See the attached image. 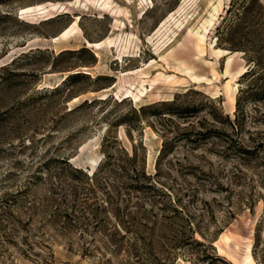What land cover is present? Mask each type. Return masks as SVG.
<instances>
[{
  "label": "rangeland",
  "instance_id": "1",
  "mask_svg": "<svg viewBox=\"0 0 264 264\" xmlns=\"http://www.w3.org/2000/svg\"><path fill=\"white\" fill-rule=\"evenodd\" d=\"M141 1L0 0V264H264V0Z\"/></svg>",
  "mask_w": 264,
  "mask_h": 264
},
{
  "label": "trees",
  "instance_id": "2",
  "mask_svg": "<svg viewBox=\"0 0 264 264\" xmlns=\"http://www.w3.org/2000/svg\"><path fill=\"white\" fill-rule=\"evenodd\" d=\"M255 69V63H253V67L251 69H249V71H247L245 73L246 74H251V73H255L254 71ZM244 76V75H243ZM161 106H163L164 108V111L162 113H159L160 115H169L171 117H175V118H178V119H187L189 117H184V115L188 114L190 111L192 112L193 109L189 107H185V108H181L178 104H176L174 101L171 103V104H165V103H162ZM162 108V107H161ZM226 121L228 123V126L229 127H232V129L234 128V122H231L228 117H226ZM213 121V124H221V121H218V119L216 118H213L212 119ZM223 124V123H222ZM201 137H208V136H212V135H215L216 137H219V136H224V137H229L226 133L224 132H220V131H217L215 129H209L206 133H200L199 134ZM228 142H230L228 145V148L230 147H235L236 150L238 151V153L240 154H243V153H247L246 150H244V148L242 147L241 143L237 142L235 139H232V138H228ZM233 143V144H232ZM235 143V144H234ZM162 152H163V148H162ZM161 152V153H162ZM161 153L159 155V157L161 156ZM75 172H76V169H75ZM136 174H139L142 178L146 179V176L144 175V173H136ZM97 174H93V176L91 177V180H93L95 177H96ZM133 189H135L136 191H140L139 187H134ZM135 204V203H134ZM134 207V205H132V208ZM136 210V209H135ZM118 213L120 212V209L118 208ZM141 211H136L134 214L137 216ZM130 214H132V212L130 211ZM132 221L135 223L136 219L135 217H132ZM135 226V225H133ZM182 244V243H180ZM184 244V243H183ZM189 245L191 244H196V245H202V243H198V242H195L194 240L191 241V243H188ZM142 243H139L138 240L134 241L132 243V247H133V250H134V256L136 257V263L139 262L140 260V255H139V251L141 250L142 248Z\"/></svg>",
  "mask_w": 264,
  "mask_h": 264
},
{
  "label": "bare ground",
  "instance_id": "3",
  "mask_svg": "<svg viewBox=\"0 0 264 264\" xmlns=\"http://www.w3.org/2000/svg\"><path fill=\"white\" fill-rule=\"evenodd\" d=\"M141 1V0H140ZM142 2V1H141ZM144 2V1H143ZM106 3V2H105ZM104 4V3H103ZM142 5V4H141ZM38 7V6H37ZM103 8V7H102ZM109 8L106 7V9ZM35 9V8H34ZM39 9V8H38ZM105 9V8H104ZM114 9V8H113ZM29 10H32V8H26V9H22L20 10L21 11V15L22 13L24 14V12H28ZM31 12V11H30ZM117 14V12H115ZM119 14V13H118ZM117 14V15H118ZM114 15V14H113ZM77 18V17H76ZM115 18V16H114ZM117 18V17H116ZM78 19V18H77ZM76 22L77 20L74 22L73 26H70L69 28H66L65 30H63L58 36L54 37L51 39V42L53 43H56V42H59V41H62V40H66L68 38H70L72 36V34L74 33V26H76ZM77 27V26H76ZM86 47L87 48H92V49H95V50H100L102 49L103 47H109V48H112L113 47V42L111 41V39H106L104 41H100V42H96V43H90V42H86ZM115 47V46H114ZM113 47V48H114ZM98 58V57H97ZM86 69V68H85ZM114 86V85H113ZM110 88V87H109ZM112 88V87H111ZM121 91V90H120ZM143 92H140V95H137V96H134V99H137L139 100L140 98L143 97L142 95ZM145 93V92H144ZM130 95L132 96V93L127 91L123 94L124 98H129ZM118 96V94H117ZM81 97V96H80ZM119 97V96H118ZM120 98V97H119ZM144 98V97H143ZM123 99V98H122ZM78 100V98H75L74 101ZM70 103V102H69Z\"/></svg>",
  "mask_w": 264,
  "mask_h": 264
}]
</instances>
